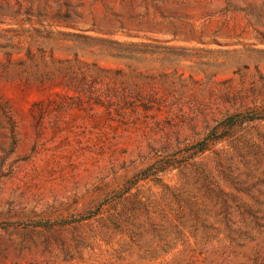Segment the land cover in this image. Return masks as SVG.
I'll use <instances>...</instances> for the list:
<instances>
[{
    "label": "rangeland",
    "instance_id": "rangeland-1",
    "mask_svg": "<svg viewBox=\"0 0 264 264\" xmlns=\"http://www.w3.org/2000/svg\"><path fill=\"white\" fill-rule=\"evenodd\" d=\"M0 264H264V0H0Z\"/></svg>",
    "mask_w": 264,
    "mask_h": 264
},
{
    "label": "trees",
    "instance_id": "trees-1",
    "mask_svg": "<svg viewBox=\"0 0 264 264\" xmlns=\"http://www.w3.org/2000/svg\"><path fill=\"white\" fill-rule=\"evenodd\" d=\"M201 147L198 149L199 151H204L206 149L207 146V142H205L204 140L200 142Z\"/></svg>",
    "mask_w": 264,
    "mask_h": 264
}]
</instances>
